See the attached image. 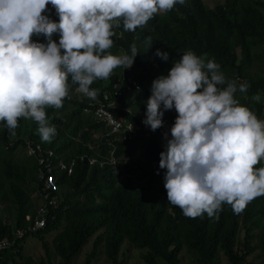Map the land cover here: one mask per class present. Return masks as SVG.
Here are the masks:
<instances>
[{"label": "trees", "instance_id": "1", "mask_svg": "<svg viewBox=\"0 0 264 264\" xmlns=\"http://www.w3.org/2000/svg\"><path fill=\"white\" fill-rule=\"evenodd\" d=\"M44 15L59 22V15L51 4ZM111 31L113 44L105 54L131 56V47L135 44L138 55L131 68L118 66L108 79L94 80L90 89L97 91L96 98L106 91L114 92L113 86L121 77L132 76L141 83L142 89L125 92L120 101L124 107L134 108V114H145L153 81L168 75L174 63L184 53L192 51L205 64L210 60L219 64L226 82L237 86L234 99L248 107L258 119H264V0H224L216 4L185 0L184 4L177 3L171 10L155 14L134 32L124 29L122 18L113 21ZM52 39L59 43L60 34L53 33ZM32 41L48 42L43 34H34ZM157 49L167 52L169 59L164 61L156 56ZM63 51L61 49L62 54ZM243 83L249 85L246 92L239 91ZM78 88L69 76L63 106L45 107L49 125L56 128L50 142L42 140L38 123L30 118H18V127L12 130L14 134L7 128L6 121H0L2 237L6 234L12 237L15 229L26 228L27 215L35 214L42 203L34 196L38 194L35 183L39 181L41 165L34 157L29 162L22 160L29 156L25 149L26 138L54 148L66 159L81 154L96 155V148L107 152V145L99 143L92 135L100 132L103 124L83 112L88 101L94 99L78 95ZM256 95L259 101L253 100ZM171 111L176 110L173 108L167 113ZM119 112L132 116L124 110ZM116 143L118 161L130 160L141 151L146 159L160 164V153L166 151L167 141L149 137ZM261 167H264V158L255 166ZM123 171L120 163L98 168L79 160L73 174L58 173L62 202L54 211L55 218L34 234L18 240L15 246L0 252V264H71L95 235L86 264H91L100 254L108 256L112 264H124L118 257L126 240L142 252L147 264H181L185 247L194 253L199 264H217L220 252L230 264H254L248 260L254 244L264 258V195L248 202L239 214L224 203L212 217L205 212L191 218L168 202L165 184L160 192H155L122 183ZM166 171L161 170V178ZM49 233L53 234L51 240L46 239ZM31 236L42 241L45 252L39 257L27 256L24 252V244Z\"/></svg>", "mask_w": 264, "mask_h": 264}, {"label": "clouds", "instance_id": "2", "mask_svg": "<svg viewBox=\"0 0 264 264\" xmlns=\"http://www.w3.org/2000/svg\"><path fill=\"white\" fill-rule=\"evenodd\" d=\"M177 3L184 4L185 0H0V121H6L14 134L18 118H30L38 123L42 140L50 142L56 128L49 125L45 107L63 106L69 76L79 85V92L95 101L97 91L90 89L94 80L108 79L118 66H133L138 55L135 44L131 56L105 54L113 44V21L122 18L124 29L134 32ZM49 4L59 15L58 23L44 15ZM57 32L59 43L52 39ZM34 34H43L47 44L33 42ZM155 55L169 59L160 49ZM131 80L140 83L132 76L121 77L113 86L114 92L106 91L99 98L108 94L111 101H118L119 107L112 108L116 115L124 114L119 112L124 110L131 117L145 116L143 123L153 131L162 127L164 115L178 114L170 130L171 139L164 133L166 151L160 153V168L167 170L164 180L170 204L187 217L196 218L205 212L212 217L224 203L239 214L248 202L264 195V167L255 168L264 158V119L234 99L237 86L226 82L219 64L214 60L205 64L192 51L184 53L168 75L153 81L145 114H134L132 107L123 106L120 98L126 90L120 96L115 94ZM248 87L243 83L239 91L246 92ZM136 89L142 85L128 91ZM253 100L259 101V95ZM84 108L85 114L98 121ZM173 108L175 113H165ZM98 122L104 128L92 135L101 143L97 136L107 125ZM88 144L94 147L91 141ZM99 151L107 154L96 148V155Z\"/></svg>", "mask_w": 264, "mask_h": 264}, {"label": "built area", "instance_id": "3", "mask_svg": "<svg viewBox=\"0 0 264 264\" xmlns=\"http://www.w3.org/2000/svg\"><path fill=\"white\" fill-rule=\"evenodd\" d=\"M117 88V84L115 85ZM134 87L140 88L141 85L136 80L125 82L123 88L117 89L115 94L120 96L126 90H131ZM119 102L111 101L110 95L105 94L103 98H98L95 101H89L88 106L84 108L85 112L93 113L98 121L104 122L107 126L103 133L97 136V139L106 144L109 148L107 154L98 155L81 154L73 158H64L62 154H58L54 148H45L42 144L32 140L27 141V152L29 155H34L38 159L39 165V180L43 186L38 185V194L42 197L43 202L36 209L35 214L27 215V227L17 228L12 237L9 234L0 235V252L3 253L6 249L15 246L17 241L27 234H34L39 229L44 228L49 220L55 218V210L62 202L61 186L57 179V174L71 175L74 173L78 161L88 162L90 167L102 168L107 164H118L115 156L117 144L116 140H131L134 138H149L165 139L164 133H168V139H171V128L174 126L178 114L174 116H163V125L161 128L153 131L150 126L143 123L144 117H127L125 114L116 115L112 108H118ZM134 118V119H133ZM123 165L124 162H121ZM123 173L120 175L122 179Z\"/></svg>", "mask_w": 264, "mask_h": 264}, {"label": "rangeland", "instance_id": "4", "mask_svg": "<svg viewBox=\"0 0 264 264\" xmlns=\"http://www.w3.org/2000/svg\"><path fill=\"white\" fill-rule=\"evenodd\" d=\"M205 1L209 4L224 2V0H205ZM79 94H83V93L78 91V95ZM74 95L76 97V94ZM262 98L264 100V95H262ZM175 112L176 111H171V113L170 112L167 113V111H165V113L167 114H173ZM22 160L24 162H29L32 160V157L26 156ZM128 167L133 168V170L128 171L126 169ZM122 169L125 170L123 171L122 179H120L122 183H130L136 187L145 188L148 189V191H155V192H160L165 184L164 178H161L160 175L157 174L160 173L162 170L160 168V164L152 163L150 160L146 159L141 151L137 152V154L130 160H125ZM35 184H36L35 186H37L38 182ZM60 194L62 193L60 192ZM34 196L40 202H43L41 196H38V194L37 196L36 195ZM52 236L53 234L51 235L49 233L46 236V239L51 240ZM95 236L92 237L91 240L83 246V249L78 255L74 257L71 264H86V257H87L86 255L88 252L92 250V242ZM241 236H243V233L241 234ZM24 245H25L24 252L27 256L33 255L39 257L45 252L42 241L34 236L29 237ZM183 253H184V257L182 258L181 264H199L194 259V253L192 251H189L188 248L185 247ZM118 258L119 260H122L124 264H147L143 258L142 252L138 248L134 247V245L131 244L128 240L124 241V243L122 244ZM248 260L249 261L252 260L254 264H264V258L261 254L260 249H258V246L256 244H254L253 251L249 255ZM216 261L217 264H230L228 259L222 254V252H220ZM91 264H112V261L105 254H100L98 258L94 259L91 262Z\"/></svg>", "mask_w": 264, "mask_h": 264}]
</instances>
